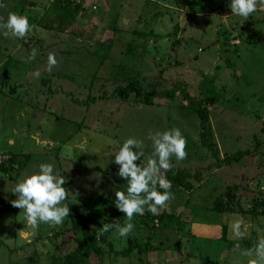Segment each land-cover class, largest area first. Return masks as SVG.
Wrapping results in <instances>:
<instances>
[{
    "label": "rangeland",
    "instance_id": "obj_1",
    "mask_svg": "<svg viewBox=\"0 0 264 264\" xmlns=\"http://www.w3.org/2000/svg\"><path fill=\"white\" fill-rule=\"evenodd\" d=\"M3 2L0 17L27 16L32 29L23 39L0 32V165L8 153L32 157L23 171L0 169V264H69L67 256L81 249L93 253L85 264H248L243 250L264 238V12L234 16L231 0ZM50 52L58 60L51 72ZM128 81L144 91L156 83L160 91L184 85L208 105L222 159L260 143L257 152L215 168L182 95L153 106L134 95L127 102L113 98ZM172 128L187 140V158L173 157L168 171L182 175L171 182L174 199L159 215L134 216L127 237L113 229L97 240L103 223L126 222L114 203L115 191L127 184L116 175L113 153L134 137L145 143L146 162L153 151L149 131ZM41 163L66 178L72 210L99 212L94 239L73 231L68 217L58 226L33 227L13 209V187ZM232 187L234 203L227 198ZM219 200L221 214L214 211ZM236 220L247 227L242 239L230 231Z\"/></svg>",
    "mask_w": 264,
    "mask_h": 264
},
{
    "label": "clouds",
    "instance_id": "obj_2",
    "mask_svg": "<svg viewBox=\"0 0 264 264\" xmlns=\"http://www.w3.org/2000/svg\"><path fill=\"white\" fill-rule=\"evenodd\" d=\"M7 4L0 0V8ZM229 7L232 15L240 16L246 20L251 14L264 11V0H231ZM27 16L9 12L7 20L0 17V32L5 37L23 39L31 31ZM37 50H31L29 60H34ZM58 65L54 52L48 54L47 70L52 71ZM148 139L152 142V154L145 162V143L134 137L127 138L121 147L113 153L114 163L119 166L117 176L126 181V191H115V207L124 213L126 222L121 225L119 220L115 223H103L96 239L115 229L120 237H127L134 230L133 218L143 216L145 212L159 215L166 208L168 202L174 199L171 192L172 183L167 179L166 173L174 167L172 158L177 161L187 158V140L179 128L166 131H149ZM142 158V159H141ZM139 161V163H137ZM66 178L55 171L52 163H41L39 170L25 176L17 182L12 189L16 199L11 201L13 207L24 212L25 222L33 227L40 223L52 226L61 225L70 215L71 208L65 201L69 196V189L65 188ZM163 189L161 192L158 190ZM243 220H236L230 225L231 234L242 239L247 232ZM239 248V245H237ZM244 256L250 257L248 264H264V238H260L251 249L243 250ZM254 254V258L253 257Z\"/></svg>",
    "mask_w": 264,
    "mask_h": 264
},
{
    "label": "trees",
    "instance_id": "obj_3",
    "mask_svg": "<svg viewBox=\"0 0 264 264\" xmlns=\"http://www.w3.org/2000/svg\"><path fill=\"white\" fill-rule=\"evenodd\" d=\"M65 9V8H64ZM158 83L148 91L142 90L136 82L128 81L125 87H118L114 93L113 98H118L121 101L127 102L131 98L132 95L135 96V101L139 104L153 106L155 104V100H168L174 101L177 98L178 93H180L187 102V109L193 112L196 115L197 120L199 121L200 127V140L201 145L211 154V157L215 160V168L220 169L223 166H229L233 163H239L246 157L254 155V151L257 152L260 143H257V147L254 151H239L230 156H227L225 159L220 157L218 148L213 142V131L210 125V111L208 109V105L201 99H197L192 97L186 90L184 85L175 84L172 89L158 90ZM163 85V84H161ZM15 89V88H14ZM13 89H11L12 92ZM2 90H0V94ZM76 103L80 104L76 101ZM91 103L94 104L96 101L94 99L91 100ZM90 103L85 104V106H89ZM4 162L1 163L0 169L3 171H7V168H11L16 165L20 170H24L26 166L31 161V155L24 154H14L8 153L5 155ZM99 173L108 174L107 171L97 170ZM4 173V172H3ZM198 175V174H197ZM196 175V176H197ZM167 179L171 182L175 183L177 179H179L182 175L179 173L177 175H173L172 172L166 173ZM198 177V176H197ZM65 187V185H64ZM231 192L227 194V198L231 203L236 201V188H230ZM3 204V203H2ZM7 205L3 204V210H6ZM13 209L20 210L19 208L14 207ZM16 210V211H17ZM214 211L221 214L224 212V205L220 200L217 202ZM241 213L244 215H249V212L245 209H240ZM70 223L72 224L73 231L81 232L85 235V237L89 240L94 239L96 230L100 228L99 219L100 214L97 211H92L90 213H80L75 212L71 209V213L68 216ZM157 219H161V217H157ZM226 228L223 227V237L222 239H226ZM105 234L101 236L102 240H104ZM129 252H127L128 254ZM93 255L90 251L79 250L67 256V260L69 264H85V260L90 258Z\"/></svg>",
    "mask_w": 264,
    "mask_h": 264
},
{
    "label": "built area",
    "instance_id": "obj_4",
    "mask_svg": "<svg viewBox=\"0 0 264 264\" xmlns=\"http://www.w3.org/2000/svg\"><path fill=\"white\" fill-rule=\"evenodd\" d=\"M264 12V11H263Z\"/></svg>",
    "mask_w": 264,
    "mask_h": 264
}]
</instances>
